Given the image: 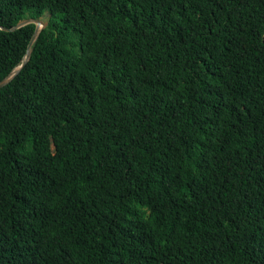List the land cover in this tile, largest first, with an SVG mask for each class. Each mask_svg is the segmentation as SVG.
Wrapping results in <instances>:
<instances>
[{
  "label": "trees",
  "instance_id": "16d2710c",
  "mask_svg": "<svg viewBox=\"0 0 264 264\" xmlns=\"http://www.w3.org/2000/svg\"><path fill=\"white\" fill-rule=\"evenodd\" d=\"M0 264H264V0H0Z\"/></svg>",
  "mask_w": 264,
  "mask_h": 264
},
{
  "label": "water",
  "instance_id": "95a60500",
  "mask_svg": "<svg viewBox=\"0 0 264 264\" xmlns=\"http://www.w3.org/2000/svg\"><path fill=\"white\" fill-rule=\"evenodd\" d=\"M28 23H35L36 27H35V32H34L33 36L31 37V39L29 41L27 53H26V55H25V57L23 59V62L19 66H17L16 68H14L7 76H5L3 79L0 80V87L5 85L19 71V69L26 62V60L28 58V55H29L30 45L34 41V39L36 38L38 32L42 29V27H44L45 24H42L40 19L27 18V19L21 20L20 22H18L12 28H4L5 30H13L15 28H18V27L23 26V25L28 24ZM39 24H41L40 27H38Z\"/></svg>",
  "mask_w": 264,
  "mask_h": 264
},
{
  "label": "rangeland",
  "instance_id": "374dc122",
  "mask_svg": "<svg viewBox=\"0 0 264 264\" xmlns=\"http://www.w3.org/2000/svg\"><path fill=\"white\" fill-rule=\"evenodd\" d=\"M46 17H47V14H45L43 17L40 18L42 24H45L46 23ZM38 26L40 27L41 24H39Z\"/></svg>",
  "mask_w": 264,
  "mask_h": 264
},
{
  "label": "bare ground",
  "instance_id": "6f19581e",
  "mask_svg": "<svg viewBox=\"0 0 264 264\" xmlns=\"http://www.w3.org/2000/svg\"><path fill=\"white\" fill-rule=\"evenodd\" d=\"M39 27V26H38Z\"/></svg>",
  "mask_w": 264,
  "mask_h": 264
}]
</instances>
